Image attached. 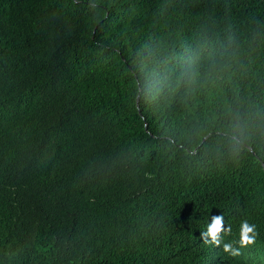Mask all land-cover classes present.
<instances>
[{
  "label": "trees",
  "instance_id": "16d2710c",
  "mask_svg": "<svg viewBox=\"0 0 264 264\" xmlns=\"http://www.w3.org/2000/svg\"><path fill=\"white\" fill-rule=\"evenodd\" d=\"M0 264H264V0H0Z\"/></svg>",
  "mask_w": 264,
  "mask_h": 264
},
{
  "label": "clouds",
  "instance_id": "9594fccd",
  "mask_svg": "<svg viewBox=\"0 0 264 264\" xmlns=\"http://www.w3.org/2000/svg\"><path fill=\"white\" fill-rule=\"evenodd\" d=\"M224 232L226 235L231 233V228H223V220L221 216L212 217L211 223L207 227V231L202 233L204 237H210L211 241L217 245L220 240L217 239L218 234ZM257 239L256 225L250 223L247 219L242 220L239 225V247H234L232 242L224 243V251L228 252L232 256H237L240 254V248L252 245Z\"/></svg>",
  "mask_w": 264,
  "mask_h": 264
}]
</instances>
